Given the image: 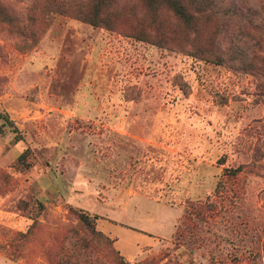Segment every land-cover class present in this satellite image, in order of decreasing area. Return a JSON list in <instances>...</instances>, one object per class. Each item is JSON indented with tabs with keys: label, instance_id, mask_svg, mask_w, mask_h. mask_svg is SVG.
<instances>
[{
	"label": "rangeland",
	"instance_id": "obj_1",
	"mask_svg": "<svg viewBox=\"0 0 264 264\" xmlns=\"http://www.w3.org/2000/svg\"><path fill=\"white\" fill-rule=\"evenodd\" d=\"M48 1L0 0L26 27L0 20V113L12 121L0 133V264H74L77 256L117 264L116 245L141 254L157 243L143 230L164 241L130 264H264V78L244 66L264 64V0H215L222 13L203 27L200 45L210 43L221 64L194 56L198 46L138 39L143 29L187 38L169 11L154 19L143 0L106 9L116 28L58 13L40 25ZM238 48L256 56L230 61ZM150 146L149 155L169 160L167 181L170 164L191 169L176 189L159 182ZM25 149L30 166L21 170ZM240 166L236 177L225 174ZM198 200L213 210L206 220L192 216L188 229L187 205ZM70 207L103 216L96 229L115 246Z\"/></svg>",
	"mask_w": 264,
	"mask_h": 264
},
{
	"label": "trees",
	"instance_id": "obj_2",
	"mask_svg": "<svg viewBox=\"0 0 264 264\" xmlns=\"http://www.w3.org/2000/svg\"><path fill=\"white\" fill-rule=\"evenodd\" d=\"M90 1V0H89ZM116 0H91L90 4L83 3L82 1H73V0H49L46 3V9L49 11L47 16L43 17L44 20L39 22L40 25L48 24L50 20L51 13H58V14H65L72 16L74 18L80 19L82 21L88 22L93 26H106L107 28H116L113 27L114 24L112 23V19L110 15L106 11V9L112 5ZM144 10L147 12L148 15L157 19L159 16V11L166 9L171 14L169 17L173 19L179 27L185 30L187 33V38L177 37L171 33H165L161 30H155V32L150 31L149 29L138 30L136 37L143 41H148L153 44L163 46V47H180L185 49L186 46H198L196 47V51L193 52L194 56H202L200 58H209L210 60L218 63H224V58L215 51V49L207 43L204 46H201V37L202 33L204 32L202 29L205 25H211L212 20L215 16L222 13L221 6L216 5L215 0H143ZM43 9V8H41ZM0 20L6 22L8 24L13 25L14 27H18V30L21 32L23 29L26 28L24 26H19L18 18L12 14L7 8L0 4ZM38 20L35 14H31L29 16V21L31 23H35ZM194 35V37H192ZM210 38L213 39V36L210 35ZM213 41V40H212ZM211 41V42H212ZM251 54V57H255L256 53L251 49L243 50L242 48H238L235 55H230V61L236 60L234 57H248ZM264 57V56H262ZM249 68L251 71L256 72L255 74L261 75L264 78V64L263 62L259 65L256 64H247L244 65ZM0 133H3L6 129L7 124H12V121L9 119L8 116L2 115L0 113ZM14 132L16 135L14 136L13 143H17L22 140L16 127H13ZM150 151L148 153V162L155 163L158 168H160L161 178L159 182L163 183H171L173 182L174 188L176 187L177 183L180 182L184 173L189 172L191 169H187L186 165H179L176 166L170 164L169 169V177L171 181H167L165 178L166 167L169 165L168 158L163 156H156L149 155L152 151L153 146H150ZM155 149V148H154ZM157 150H160L157 148ZM155 150V153H158ZM29 149H25L21 152V154L17 157L15 166L21 170L28 168L30 166L29 160ZM242 170V167L237 168H226L225 174L229 177H236ZM222 183L220 182L217 185V191L221 189ZM176 189V188H175ZM141 192V191H139ZM148 197L155 198L156 194L153 191L149 192H141ZM161 198V197H160ZM160 201L171 205V206H184L187 203L183 201H169L168 199H160ZM42 207H44L42 205ZM188 212L185 218L182 220L185 227L188 229H195L196 226L192 221V216H195L198 219L206 220L207 219V212L213 210L212 207L203 204L200 200L196 203L190 202L187 205ZM70 210L75 213L79 219L87 226V228L94 234L99 237H102L105 241L109 243H114L115 246V239H110L109 235L105 234V232L96 229L97 221L100 218H104L98 213H91V211L84 209V208H77V207H70ZM187 223V224H186ZM30 227L27 231H20L16 236V243H22L23 241L27 240L31 231ZM177 235L183 236L182 234V225L179 224L177 226ZM115 255L117 258V264H130V260L127 259L115 246ZM74 264H84L79 256L76 257Z\"/></svg>",
	"mask_w": 264,
	"mask_h": 264
},
{
	"label": "crops",
	"instance_id": "obj_3",
	"mask_svg": "<svg viewBox=\"0 0 264 264\" xmlns=\"http://www.w3.org/2000/svg\"><path fill=\"white\" fill-rule=\"evenodd\" d=\"M178 221H179V219L176 221V222H174L173 223V225H172V227L175 229V232H176V228H177V224H178ZM143 231H145L146 233H149V234H151L152 236H154L156 239H158V241H157V243L154 245V246H147V247H150V248H148V249H146V250H142L141 251V254H139V253H132V252H123L122 250H120V248L116 245V247H117V249L125 256V257H127V259H129L131 262H133V261H136V260H140V259H142V258H144V257H146V256H148V255H150V254H154V253H156L157 251H158V249L159 248H161L160 246L162 245V241H164L163 240V236H160V235H158V234H156L155 232H151V231H147V230H143ZM175 234V233H174ZM173 234V235H174ZM172 235V236H173ZM160 239H162V240H160ZM146 247V248H147Z\"/></svg>",
	"mask_w": 264,
	"mask_h": 264
}]
</instances>
